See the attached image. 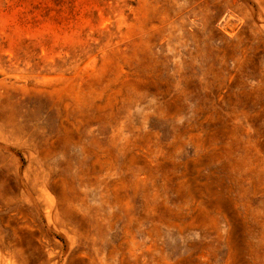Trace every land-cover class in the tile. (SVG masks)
I'll return each mask as SVG.
<instances>
[{
    "label": "rangeland",
    "instance_id": "obj_1",
    "mask_svg": "<svg viewBox=\"0 0 264 264\" xmlns=\"http://www.w3.org/2000/svg\"><path fill=\"white\" fill-rule=\"evenodd\" d=\"M0 264H264V0H0Z\"/></svg>",
    "mask_w": 264,
    "mask_h": 264
}]
</instances>
